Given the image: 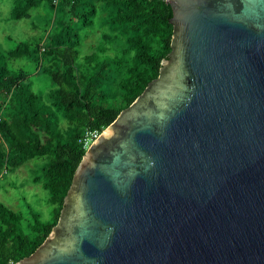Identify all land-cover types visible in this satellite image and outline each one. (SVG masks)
Here are the masks:
<instances>
[{
    "label": "water",
    "instance_id": "95a60500",
    "mask_svg": "<svg viewBox=\"0 0 264 264\" xmlns=\"http://www.w3.org/2000/svg\"><path fill=\"white\" fill-rule=\"evenodd\" d=\"M160 73L9 264H264V0H167Z\"/></svg>",
    "mask_w": 264,
    "mask_h": 264
},
{
    "label": "trees",
    "instance_id": "16d2710c",
    "mask_svg": "<svg viewBox=\"0 0 264 264\" xmlns=\"http://www.w3.org/2000/svg\"><path fill=\"white\" fill-rule=\"evenodd\" d=\"M9 15L38 33L0 44V181L42 160L33 183L51 208L0 201V264L30 256L50 235L86 153L79 138L102 133L159 76L174 32L167 0H14ZM96 31L97 49L83 53Z\"/></svg>",
    "mask_w": 264,
    "mask_h": 264
},
{
    "label": "rangeland",
    "instance_id": "374dc122",
    "mask_svg": "<svg viewBox=\"0 0 264 264\" xmlns=\"http://www.w3.org/2000/svg\"><path fill=\"white\" fill-rule=\"evenodd\" d=\"M14 0H0V44L9 48L12 43L6 38L12 35L13 38L25 39L38 33L29 20H13L9 16L12 3ZM97 32L90 33L83 39L81 50L83 53H90L97 49L99 40ZM84 35V32H82ZM40 81H36V88ZM42 160H35L19 169L16 173L6 175L1 179L2 190L0 192V201L4 202L10 208L19 211H27L28 205L32 204L34 208L44 206L48 213L51 208L47 204V197L50 195L41 184H34L33 178L40 173Z\"/></svg>",
    "mask_w": 264,
    "mask_h": 264
},
{
    "label": "built area",
    "instance_id": "2783aa9c",
    "mask_svg": "<svg viewBox=\"0 0 264 264\" xmlns=\"http://www.w3.org/2000/svg\"><path fill=\"white\" fill-rule=\"evenodd\" d=\"M99 135L100 133L98 131L88 130L79 138V143L82 145V148L87 151Z\"/></svg>",
    "mask_w": 264,
    "mask_h": 264
}]
</instances>
